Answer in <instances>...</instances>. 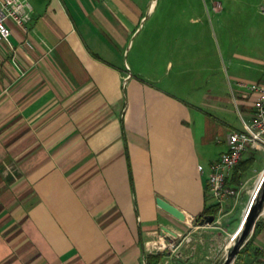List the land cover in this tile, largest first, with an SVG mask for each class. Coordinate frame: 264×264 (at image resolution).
Instances as JSON below:
<instances>
[{
    "label": "crops",
    "instance_id": "obj_1",
    "mask_svg": "<svg viewBox=\"0 0 264 264\" xmlns=\"http://www.w3.org/2000/svg\"><path fill=\"white\" fill-rule=\"evenodd\" d=\"M26 1V29L8 21L11 47L0 43V264H146L157 253L155 264H220L222 217L240 198L217 204L207 180L250 117L245 84L264 83V45L226 46L222 66H199L164 38L159 55L129 63L154 0ZM250 165L230 183L243 187ZM263 256L264 206L231 264Z\"/></svg>",
    "mask_w": 264,
    "mask_h": 264
},
{
    "label": "rangeland",
    "instance_id": "obj_2",
    "mask_svg": "<svg viewBox=\"0 0 264 264\" xmlns=\"http://www.w3.org/2000/svg\"><path fill=\"white\" fill-rule=\"evenodd\" d=\"M263 1L154 0L153 9L149 13H144L130 37L124 56L128 58L129 63L134 53L146 55L151 60L160 54L159 42L164 38L172 40L166 44L169 48L181 46L184 49L183 53L185 49H191L193 63L199 66L213 63L216 66L220 63L219 66H222V56H226L225 48L233 44L235 48L254 54L261 44L264 45V15L260 10ZM172 20H177L176 27L164 28L160 25ZM176 38L180 39L175 41ZM252 156L254 160L246 174L248 179L243 187H238L235 196L236 199L240 198V203L235 204L234 207L230 206L231 208L226 211L227 215L222 217V223L225 222L230 231L222 241L221 263L226 252L235 243L241 222L255 195L254 184L260 174L257 171L264 169V151L254 150ZM248 186H250V197L242 213L241 206L249 194V191L245 190ZM236 261L234 264H237Z\"/></svg>",
    "mask_w": 264,
    "mask_h": 264
},
{
    "label": "built area",
    "instance_id": "obj_3",
    "mask_svg": "<svg viewBox=\"0 0 264 264\" xmlns=\"http://www.w3.org/2000/svg\"><path fill=\"white\" fill-rule=\"evenodd\" d=\"M264 15V1L260 7ZM31 5L26 0H0V43L4 42L11 47L8 40V21H12L21 29H26L30 19ZM251 99V114L247 121H243L241 130L233 131L228 137V147L219 154L211 164L207 180V190L217 204L233 198L238 188L231 184L230 176L233 169L241 161L245 151L251 148L264 150V83L245 84ZM201 169V166H199ZM156 243H152L154 246ZM160 250L165 245H156ZM258 264H264V256Z\"/></svg>",
    "mask_w": 264,
    "mask_h": 264
},
{
    "label": "water",
    "instance_id": "obj_4",
    "mask_svg": "<svg viewBox=\"0 0 264 264\" xmlns=\"http://www.w3.org/2000/svg\"><path fill=\"white\" fill-rule=\"evenodd\" d=\"M156 204L167 211L168 213L172 214L175 217L179 216L178 211L169 203L164 201L163 199L157 197L156 198ZM264 206V174L259 182V185L256 189L255 195L248 207L247 213L244 217V227L238 236V239L235 241L233 246L226 252V256L223 259L221 264H231L234 257L236 256L237 252L239 251L240 247L243 245L246 237L248 236V233L254 223V218L258 213L262 210ZM214 221V215H204L202 219L200 220L201 224H209ZM163 226L160 227L161 234L164 236L166 235L164 231L167 233L168 231Z\"/></svg>",
    "mask_w": 264,
    "mask_h": 264
},
{
    "label": "trees",
    "instance_id": "obj_5",
    "mask_svg": "<svg viewBox=\"0 0 264 264\" xmlns=\"http://www.w3.org/2000/svg\"><path fill=\"white\" fill-rule=\"evenodd\" d=\"M252 163L251 159L245 161V162H239L237 164L238 167H240L241 170L247 168L250 164ZM236 166V167H237ZM235 169V168H234ZM230 182V181H229ZM218 208L219 206L218 205H214V206H211L207 209L204 210V212L202 213L201 215V218L204 216V215H214V217L216 216L217 212H218ZM161 258V254L157 253V254H152V255H147L146 256V264H155L157 263Z\"/></svg>",
    "mask_w": 264,
    "mask_h": 264
},
{
    "label": "bare ground",
    "instance_id": "obj_6",
    "mask_svg": "<svg viewBox=\"0 0 264 264\" xmlns=\"http://www.w3.org/2000/svg\"><path fill=\"white\" fill-rule=\"evenodd\" d=\"M263 174H264V169L260 172V174L258 175V177H257V179H256V181H255V184H254V189H255V191H256V189H257V187H258V185H259V182H260V180H261ZM244 223H245V221H244V219H243V221L241 222V225H240V227H239L238 234H237V236H236L235 241L238 239V236L240 235V233H241V231H242V229H243V227H244Z\"/></svg>",
    "mask_w": 264,
    "mask_h": 264
}]
</instances>
